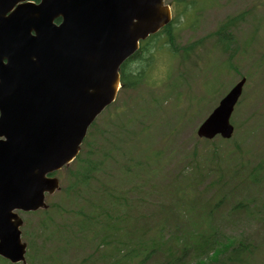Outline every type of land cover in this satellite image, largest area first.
<instances>
[{
	"label": "rangeland",
	"instance_id": "374dc122",
	"mask_svg": "<svg viewBox=\"0 0 264 264\" xmlns=\"http://www.w3.org/2000/svg\"><path fill=\"white\" fill-rule=\"evenodd\" d=\"M185 1L192 3L178 17L172 32L177 45L187 51L172 55L167 49L152 47L159 41L166 45L165 35L148 43L140 60L129 65L135 71L145 69L143 83L137 90L119 93L109 111L112 116L104 113L89 131L86 148H93V161L104 160L109 146L118 150L106 164L107 184L121 181L122 166L131 159L142 162L145 155L155 156L154 187L138 184L136 189L146 193L143 196L130 190V198L142 209L145 195L149 203L165 188L182 186V174L195 162L197 171L214 165L218 177L213 168L208 172L212 177L205 173L198 179L194 175V182L188 181L185 186L201 199L199 203L217 196L226 199L227 207L223 205L212 224L221 225L225 237L233 239L239 249L246 245L252 251L247 259L234 264H264V0ZM176 2H166L173 12ZM218 33L227 34L226 39ZM230 64H235L237 71L230 69ZM243 76L247 84L231 118L233 138L200 140V125ZM143 127L145 136L138 132ZM116 132L136 136L130 141ZM106 138H110V144ZM75 169L74 162L56 173L61 190L48 196L46 215L22 214L23 241L28 244L26 264H80L88 256L103 264L90 237L76 239L70 232L55 235L52 223L69 227L93 213L87 194L68 195L63 190L74 182L71 174ZM219 178L224 180L222 184ZM239 204L240 209H232ZM133 216L132 223L126 222L128 226H148L145 220ZM45 217L49 219L43 229L41 221ZM0 264L5 262L0 260ZM188 264L193 262L188 260Z\"/></svg>",
	"mask_w": 264,
	"mask_h": 264
},
{
	"label": "water",
	"instance_id": "95a60500",
	"mask_svg": "<svg viewBox=\"0 0 264 264\" xmlns=\"http://www.w3.org/2000/svg\"><path fill=\"white\" fill-rule=\"evenodd\" d=\"M22 1L0 0V256L14 264L27 250L15 211L47 209L45 193L60 188L47 176L76 158L139 42L171 22L165 0H42L7 17ZM245 83L200 126V138L232 137Z\"/></svg>",
	"mask_w": 264,
	"mask_h": 264
},
{
	"label": "trees",
	"instance_id": "16d2710c",
	"mask_svg": "<svg viewBox=\"0 0 264 264\" xmlns=\"http://www.w3.org/2000/svg\"><path fill=\"white\" fill-rule=\"evenodd\" d=\"M191 3L185 0L178 1L177 5L184 7L183 10L177 9L178 17ZM172 29L173 26L169 25L161 34L153 36L155 38L165 35L166 45L159 41V44L157 42L152 47L159 51L167 49L172 55H178L182 50L187 51L185 47L182 49L177 45L176 35ZM216 35L223 36L224 39L227 36L219 33ZM229 48V43H226L225 49ZM126 66L122 70L123 88L137 90L146 77L145 69L144 71L131 69V71ZM229 67L234 69L232 64ZM112 114L108 113V117ZM145 130L143 127L138 132L145 136L147 134ZM116 133L122 134L130 141L136 136L132 135V132ZM109 139H107L108 143ZM86 142L85 148L76 159V169L71 174L74 182L67 184L63 190L68 195L87 194L93 213L86 214L84 220H76L69 227L65 223H57V225L52 223L57 232L55 235L70 232L76 239L84 235L90 237V241L96 245L98 255L103 259V264H188V260L193 264H234L242 261L243 258L247 259V254H251L252 251L248 250V246L244 245L239 249L233 239L225 237L226 231L221 225L212 224L219 211L223 210V205L227 207L226 199L217 196L205 203H199L201 199L194 197L192 191L185 186L188 181L194 182L192 178L195 176L203 179L204 174L207 173L212 177L208 172L213 168L214 175L218 177L219 171L214 165L197 171L198 164L195 162L182 174L180 182L183 183L182 186L165 188L162 192H158L155 201L151 199L149 203L145 195L143 202L145 205L142 209L138 201L130 198V190L143 196L146 193L136 189L138 184L154 187L152 183L156 178L153 177L152 165L155 156L145 155L142 162L140 159L130 158L132 162L125 167L122 166L124 170L120 176L121 181L107 184L106 164L118 150L109 146L104 160L93 161V148L87 150L88 140ZM129 180L132 181L128 185ZM223 181L219 178L221 184ZM240 208L239 204L232 209ZM43 213L46 215L48 212ZM133 215L140 218L139 220H145L148 226L139 227L136 224L128 226L127 224L132 223ZM47 219L49 217L41 221L43 229ZM80 264H97V262L88 256Z\"/></svg>",
	"mask_w": 264,
	"mask_h": 264
},
{
	"label": "flooded vegetation",
	"instance_id": "af4514ba",
	"mask_svg": "<svg viewBox=\"0 0 264 264\" xmlns=\"http://www.w3.org/2000/svg\"><path fill=\"white\" fill-rule=\"evenodd\" d=\"M31 1H32L33 3H35V4H39L41 0H31ZM10 14H11V12L7 14V17H8ZM6 62H7V60L5 59V60H4V63H6ZM0 116H1V113H0Z\"/></svg>",
	"mask_w": 264,
	"mask_h": 264
}]
</instances>
